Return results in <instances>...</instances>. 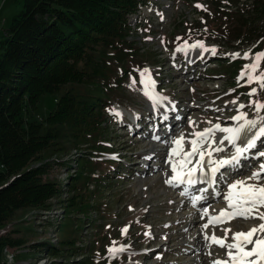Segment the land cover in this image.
<instances>
[{"label":"rangeland","instance_id":"374dc122","mask_svg":"<svg viewBox=\"0 0 264 264\" xmlns=\"http://www.w3.org/2000/svg\"><path fill=\"white\" fill-rule=\"evenodd\" d=\"M22 1L0 0V40L12 17L21 10ZM250 3L252 0H150L131 16L136 29L135 47L141 50L140 56L134 61L126 60V63L131 61L127 63L131 70L124 75L122 87L115 90L105 107L109 116L105 138L94 144L96 154L88 146H83L82 154L73 150L64 157L65 164L52 165L47 174L51 179L67 180L75 157L84 155L93 159L88 160L91 166L87 172L91 180L97 178L101 184L95 188L96 184L91 183L87 188L91 198L86 218L73 214L69 222L80 227L77 231L71 229L63 233L59 227L67 223V214L57 199L47 212L18 211L0 226V237L19 240L22 244L5 247L1 264H49L50 258L43 248L57 246L61 237L75 241L74 247L89 253L92 264H207L203 262L206 252L193 247L198 241H205L201 239L202 233L201 237L197 233L207 223V220H198L199 206L190 205L197 189L181 195L184 192L181 185L165 183L167 153L176 137L183 136L191 149L188 141L194 138L190 135L194 130L201 131L216 123L233 127L236 122L230 118L237 115L239 104L246 105L241 111L251 119L256 114L253 107H248L249 100L264 102V89H260L258 83L249 85L246 77L238 79L244 66L253 63L256 43L240 46L230 43L222 34L227 24L234 22L235 16L244 12ZM197 4L202 7L197 8ZM185 42L189 47L177 51ZM196 42L215 48L216 54L192 49L190 46ZM262 45L261 51H264V43ZM245 52L249 53L247 60L243 58ZM234 53L240 55L233 59L231 54ZM145 68L151 76V90L161 97L155 108L144 95L145 85L140 82V73ZM260 70H264L262 61L258 72ZM252 88H257V94L249 97ZM232 100L237 103L232 104ZM54 107V97L43 96L34 118H45ZM259 115L264 116V109ZM190 121L194 122L191 126ZM233 151L230 145L222 155H231ZM260 151H264V137L237 165L216 174V184L211 183L214 198L200 201L204 202L203 209L225 204L227 184L246 179L264 162V157H256ZM72 169H77L74 161ZM62 194L64 200L65 192ZM258 212L264 213L262 208ZM193 215L192 227L183 229L187 225L184 220ZM250 219L235 218L222 226L209 225L207 229L215 230L216 235L223 236L221 238L225 237V229H231L225 240L228 244L240 227L258 225L259 219ZM125 228L127 231L123 232ZM86 246L88 250H84ZM121 246L126 250L115 256L107 251L109 247ZM211 246L210 259L213 254L226 258L225 248Z\"/></svg>","mask_w":264,"mask_h":264},{"label":"trees","instance_id":"16d2710c","mask_svg":"<svg viewBox=\"0 0 264 264\" xmlns=\"http://www.w3.org/2000/svg\"><path fill=\"white\" fill-rule=\"evenodd\" d=\"M149 1H22L0 40V226L21 210L50 211L56 199L67 214L61 232L80 227L69 222L73 214L86 218L87 188L101 184L87 172L93 159L75 157L78 170L63 181L49 178L48 170L83 146L96 154L94 144L106 136L105 107L131 70L127 63L140 56L131 16ZM235 17L223 36L240 46L254 41V53L261 52L264 1L252 0ZM45 95L54 97L55 107L34 118ZM21 244L0 237V264L5 247ZM74 245L61 237L57 246L44 247L49 264H92V256Z\"/></svg>","mask_w":264,"mask_h":264},{"label":"snow or ice","instance_id":"6c2138e0","mask_svg":"<svg viewBox=\"0 0 264 264\" xmlns=\"http://www.w3.org/2000/svg\"><path fill=\"white\" fill-rule=\"evenodd\" d=\"M196 7L200 8L202 6L197 4ZM188 47L189 45L185 42L182 47L177 48V51H184ZM190 47L192 49L200 48L205 52L211 51L213 55L216 54L215 48H206L202 42L193 43ZM239 55V53L231 54L233 59ZM243 58L245 60L249 59V53H243ZM262 60H264V51L255 53L253 63L244 66L245 70L240 73L238 79L246 77L249 85L256 82L260 89H264V70L258 72ZM140 76V82L145 85L144 95L151 101L154 108L157 107L161 102V97L151 90L152 82L149 70L147 68L143 69ZM135 83V81H132V84ZM256 94L257 88H252L248 93L249 97ZM231 103L236 104L237 101L232 100ZM245 107L246 105L239 104L236 108L237 115L230 118L236 122L233 127H222L219 123H216L201 131L194 130L190 134L194 138L188 141L191 144L190 151L185 152L183 150L182 145L185 139L183 136L175 139L172 142L174 147L168 153V162L171 165L172 174L165 183L168 185L186 184L189 186L197 182L214 183L216 174L221 169L237 165L241 158L246 157L256 147L257 141L264 137V116L259 115L261 110L264 109V102L249 100L248 107H253L256 114L251 119L248 118L247 113L241 111ZM115 114L119 115V113ZM192 123L194 122L190 121V126ZM209 123L211 122L209 121ZM216 132L225 135L222 138L216 137ZM225 141L234 148V152L228 157L212 159L213 152L225 151L223 147ZM238 141L240 142L239 145L237 144ZM197 156L199 158L193 162V158ZM173 157H179V160H173ZM256 157H264V151L256 153ZM189 165L192 166L189 167ZM221 178H223V174H221ZM262 180H264V162L260 163L258 169L253 171L246 179L227 184L228 190L223 197L227 202V209H221L218 216L209 217L203 228L207 229L210 224H219L224 218H255L259 219L261 223L247 232L243 230L235 232L231 237L233 242L228 244H225V240L231 229L224 230L225 237L223 239L216 237L214 234L211 237L205 235L204 239L206 242L210 241V245L215 244L226 249V258H214L212 264H264V213L258 212V209L264 208V183H261ZM202 191H206V189ZM186 192L187 189L181 195H185ZM200 199L202 197L194 198L195 201ZM207 215L208 210L204 208L202 216ZM122 231L126 232L127 229L125 228ZM249 245H251L250 248ZM125 250L124 246L109 247L107 249L111 256Z\"/></svg>","mask_w":264,"mask_h":264},{"label":"bare ground","instance_id":"6f19581e","mask_svg":"<svg viewBox=\"0 0 264 264\" xmlns=\"http://www.w3.org/2000/svg\"><path fill=\"white\" fill-rule=\"evenodd\" d=\"M213 124H209L206 128H208V127H211ZM203 128V127H202ZM223 135H225V134H223V133H219V132H216L215 133V136L216 137H220V138H222L223 137ZM157 136V135H156ZM175 136V135H174ZM158 137V136H157ZM180 136H178V137H176V139H178ZM172 138V137H171ZM171 140V139H170ZM239 141L237 142V144L239 145ZM171 145L170 146H173L174 147V144L173 143H170ZM159 145V144H158ZM187 143H186V140L184 139V143H183V145H182V147H183V150L185 151V152H187V151H190L191 149H189L187 146ZM156 147V146H155ZM223 147H224V149H227V148H229L230 147V145L227 143V141H225V143H224V145H223ZM151 149V148H150ZM154 149V148H153ZM149 150V149H148ZM233 150H234V148H233ZM150 151V150H149ZM224 152V151H223ZM223 152H219V153H216V152H213V155H212V159H214V160H216V159H219V158H224V157H228V156H231V155H222L223 154ZM234 152V151H233ZM168 154V153H167ZM232 154V153H231ZM199 157L197 156V157H194L193 158V162H195V160L196 159H198ZM173 160H179V157H173L172 158ZM206 159H207V156H206ZM145 160V159H144ZM167 160H169V157H168V159ZM143 161V160H142ZM145 162V161H144ZM192 165H189V167H191ZM166 167V166H165ZM230 168V166H228V167H226V169H229ZM0 169H2V167L0 166ZM165 170V169H164ZM207 171V170H206ZM226 172V171H225ZM165 173V176H168V177H165V178H170V176H171V165L169 164V162H168V167H167V170L164 172ZM198 176H199V174H197ZM219 175V174H218ZM220 180H221V178H220ZM198 183L199 182H197L196 184H194V185H186V184H177V186L178 185H182V187H184L183 189H187V192H189V190H191V189H194V188H196V187H198L197 188V192H196V196L195 197H197L199 194L200 195H202V199L201 200H198V201H195L194 200V202L195 203H197V205H199V212H198V220L199 221H201V220H207V222H208V218L209 217H211V216H218L219 215V212H220V210L221 209H227V202L225 201V205H223V206H219V205H217V206H219V207H216V208H207V210H208V215L207 216H202V210H203V207H204V204L203 203H201L200 201H203L204 199L206 200V199H213L214 197V192H210V187H212V185H211V183H203L202 185H200V186H198ZM214 184V183H213ZM216 184V183H215ZM214 184V185H215ZM220 185V184H219ZM203 189H206V191H202ZM216 189V188H215ZM227 189V188H226ZM213 190V188H211V191ZM217 190V189H216ZM225 191V190H224ZM193 193V192H192ZM216 193V192H215ZM170 195H172V193H170ZM174 195V194H173ZM176 197V196H175ZM194 198V197H193ZM174 199V198H173ZM176 199V198H175ZM204 200V201H205ZM222 203V202H221ZM222 205V204H221ZM201 208V209H200ZM183 209V208H182ZM262 210L264 211V208H262ZM262 212V211H261ZM180 213V212H179ZM193 214V212H191L189 215L191 216ZM194 217V215L192 216V218L191 219H189V220H184V223L186 222V226L183 228V229H189L190 227H192V225L194 224V222H195V218H193ZM182 218H184V217H182ZM238 218H242V219H244L243 217H238ZM230 219H233V218H230ZM250 219V218H249ZM251 219H253V218H251ZM250 219V220H251ZM197 220V219H196ZM241 220V219H240ZM244 220H247V219H244ZM234 221V220H233ZM258 222V221H257ZM261 223V221L259 220V222H258V225ZM211 225V224H210ZM257 224H256V226H258ZM213 226V225H212ZM255 226V227H256ZM210 227V226H209ZM214 228V227H213ZM241 229H239L238 231H241V230H243V231H245V232H247V231H249L251 228H246L245 227V229H243V227H240ZM215 229V228H214ZM237 230V229H236ZM238 231H235V232H238ZM234 232V233H235ZM200 233H202V237H201V235H200ZM218 233V232H217ZM200 235V237H201V239H203L204 237H205V235H207V236H209V237H211L213 234L216 236V237H218V238H221V237H223V236H221V237H219L218 235H216V232H215V230L213 231L212 229L210 230V229H204L203 228V225L201 226V229L199 230V232L197 233V235ZM232 237V236H231ZM221 239H223V238H221ZM195 241H196V239H194ZM191 241V240H190ZM233 241H231V242H229V243H232ZM195 242H193V244H194ZM197 244V245H196ZM195 245L196 246H193V247H197V249L199 250V249H202L203 251H205L206 252V255L205 256H203V262H205V263H207V264H212V261H213V259L214 258H225V257H223V256H221L220 254H218V256L217 255H215V254H213L214 255V257H213V259H210V255H212V250H213V248H212V244L210 245L209 244V242H205V241H198L197 243H196ZM210 245V246H209ZM249 248L251 247V245H249L248 246ZM211 251V252H210ZM10 256H11V254H10ZM11 259V258H10Z\"/></svg>","mask_w":264,"mask_h":264}]
</instances>
